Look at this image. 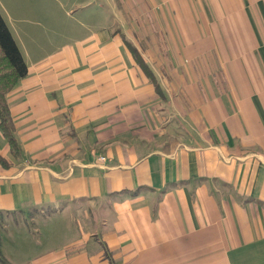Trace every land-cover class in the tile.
<instances>
[{
    "label": "crops",
    "instance_id": "1",
    "mask_svg": "<svg viewBox=\"0 0 264 264\" xmlns=\"http://www.w3.org/2000/svg\"><path fill=\"white\" fill-rule=\"evenodd\" d=\"M120 5L158 21L135 47L159 91ZM0 14L27 66L6 94L19 156L0 130L9 264H264V0H0Z\"/></svg>",
    "mask_w": 264,
    "mask_h": 264
},
{
    "label": "trees",
    "instance_id": "2",
    "mask_svg": "<svg viewBox=\"0 0 264 264\" xmlns=\"http://www.w3.org/2000/svg\"><path fill=\"white\" fill-rule=\"evenodd\" d=\"M123 41L130 50L136 63L159 91V85L155 76L140 56L136 47L132 46L125 39H123ZM26 74L27 66L23 56L0 14V130L8 142L14 157L20 155V147L15 138V126L6 100V94L21 78L25 77ZM0 164L2 166L8 165L7 161L2 156H0ZM0 261L3 264H7L1 256Z\"/></svg>",
    "mask_w": 264,
    "mask_h": 264
},
{
    "label": "rangeland",
    "instance_id": "3",
    "mask_svg": "<svg viewBox=\"0 0 264 264\" xmlns=\"http://www.w3.org/2000/svg\"><path fill=\"white\" fill-rule=\"evenodd\" d=\"M141 7H135L134 11H140ZM120 11L121 14L123 16H129L130 19H122L119 20L120 23V29H123L126 34L128 35V37H123V39L127 40L128 43H130L132 46L135 47V45L138 46H142L143 43L146 42L148 43V36H146L145 34H148V32H151V34H155L154 32H158V21H148L147 19H142V18H137L135 13H133L130 9L127 8H123L122 5H120ZM128 12H130L131 14H129ZM138 15H140V13H138ZM151 38L153 40L154 39H158L157 35H151ZM125 44V43H124ZM140 54V51H138ZM141 56V54H140ZM156 59L157 58V54L155 55ZM4 215L0 214V230L2 228V219H3ZM0 256L2 259H4L6 261L7 264H9V262L1 255ZM0 264H3L0 261Z\"/></svg>",
    "mask_w": 264,
    "mask_h": 264
},
{
    "label": "built area",
    "instance_id": "4",
    "mask_svg": "<svg viewBox=\"0 0 264 264\" xmlns=\"http://www.w3.org/2000/svg\"><path fill=\"white\" fill-rule=\"evenodd\" d=\"M100 159H101V160H104V159H105V157H104V156H101V157H100Z\"/></svg>",
    "mask_w": 264,
    "mask_h": 264
}]
</instances>
